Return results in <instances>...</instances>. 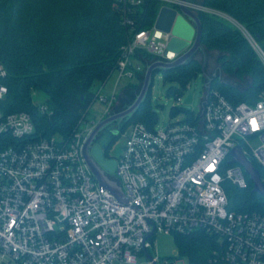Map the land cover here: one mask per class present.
Listing matches in <instances>:
<instances>
[{"label": "built area", "instance_id": "1", "mask_svg": "<svg viewBox=\"0 0 264 264\" xmlns=\"http://www.w3.org/2000/svg\"><path fill=\"white\" fill-rule=\"evenodd\" d=\"M127 1L140 0H124L123 23L133 33L116 69L119 77L132 78L143 69L137 52L165 61L178 55L167 49L171 32L154 24L135 29ZM165 1L177 9L182 3ZM232 22L264 63V49L242 24ZM6 75L0 62V102L9 92ZM205 85L201 108L190 117L160 128L141 121L119 128L122 151L107 156L117 164L106 172L120 196L100 185L84 157L97 123L81 130L82 118L68 137L44 135L29 111L0 107V264H134L142 253L151 257L157 232L195 230L217 236L218 264H264V213L230 209L227 191L229 182L248 186L244 167L230 162L235 146L264 168V90L257 100L233 102L211 88L208 77ZM34 104L51 116L45 101ZM149 264H156L155 258Z\"/></svg>", "mask_w": 264, "mask_h": 264}, {"label": "trees", "instance_id": "2", "mask_svg": "<svg viewBox=\"0 0 264 264\" xmlns=\"http://www.w3.org/2000/svg\"><path fill=\"white\" fill-rule=\"evenodd\" d=\"M205 7L220 11L237 20L264 49V0H202ZM124 0H0V62L7 69L3 79L9 92L0 107L4 112L29 111L37 132L65 137L87 117L90 105L98 97L91 89L95 80L105 81L117 68L122 47L132 35L123 23ZM128 14L135 29L150 28L161 7L157 0L127 1ZM202 22V44L218 50V62L225 73L236 77L250 75V84L243 88L219 75L207 76L211 88H216L233 102L257 100L264 90V63L242 30L232 21L214 12L198 10ZM138 59L153 61L151 54L139 52ZM204 64L192 57L186 63L165 69V81H175L168 91L181 96L188 82ZM145 68V67H144ZM144 68L136 74L143 75ZM206 80V78H205ZM153 83V82H152ZM149 93L138 110L119 128L132 122H144L154 128L158 121ZM46 95L51 116L40 113L34 104L35 92ZM193 111L173 106L171 113ZM113 133V132H112ZM119 133H113L106 143L96 141L110 156V146ZM253 163L264 177V168ZM253 182L239 187L228 183L229 208L236 211L257 210L264 213V196L252 191ZM177 235L178 249L190 258L191 264H218L214 250L217 236L203 230Z\"/></svg>", "mask_w": 264, "mask_h": 264}, {"label": "rangeland", "instance_id": "3", "mask_svg": "<svg viewBox=\"0 0 264 264\" xmlns=\"http://www.w3.org/2000/svg\"><path fill=\"white\" fill-rule=\"evenodd\" d=\"M141 1L142 0L137 2V4H139ZM157 1H159L161 6L168 4V2L165 0ZM195 1L201 4L202 0ZM207 10L214 13L218 12L216 14L232 21L227 14L215 11L211 8H207ZM255 51L259 55L256 49ZM220 54L221 53L218 50H209L205 47L204 50H198L195 53V58L199 59L204 64L205 70H200L188 82L185 89L181 92V96L179 99H176V95L174 93L168 91L169 86L171 84H178L177 82L165 81L163 78V72L161 71H156L153 74V83L150 91V99L153 108L157 109L158 112V121L155 124L157 128L166 126L171 120H177L179 118L186 117V112L184 111H179L178 113H175L174 116L172 115L171 110L172 107L176 105V103L177 108L180 109H187L190 111L195 110L196 112L200 110L205 94L206 75L208 77L213 75H219L223 79H226L231 83L242 88L250 84V75L245 74L242 77H236L235 75H232L230 73L223 72L220 63L218 62V57ZM137 60H139L142 68L145 67L142 76L138 73L132 78H128L125 76L119 77L120 73L117 69H115L105 81H94L91 86V89L94 91L95 94H99V96L96 97V100H94V102L90 105L87 117L80 125L81 130H85L89 126H92L97 123L101 115L105 113L106 109H108V111H106V114L108 116L109 114L119 112L125 109L135 100L136 96L138 95L141 89L145 70L148 65L147 63H144L141 59L137 58ZM151 62L152 61H149L148 63ZM113 95H115V99L112 100V103L110 104V100L112 99ZM103 96L108 98V102L102 100ZM45 99L46 95L43 92L38 91L35 92L33 95L34 102H43L45 101ZM123 134L124 132H121L119 135L115 136L116 140L110 146V155L114 157H119L124 143ZM56 135L59 136V134ZM102 136L100 137V142H102L103 144L106 143L111 136H113V133L111 131H106ZM254 145H259V141L255 140ZM176 237L177 235L175 233H166L162 231L157 232L154 235L155 246L151 249V257L146 253H142L141 255H139L138 261L134 264H149L150 258H155L156 264H174L177 263L180 258L183 260V264H191L190 258L180 253Z\"/></svg>", "mask_w": 264, "mask_h": 264}, {"label": "water", "instance_id": "4", "mask_svg": "<svg viewBox=\"0 0 264 264\" xmlns=\"http://www.w3.org/2000/svg\"><path fill=\"white\" fill-rule=\"evenodd\" d=\"M202 6V4L194 0H182L179 9L166 4L161 6L154 26L159 30L171 32L172 37L167 44V49L175 52L178 56L172 61L154 60L149 63L145 70L141 89L135 100L125 109L109 114L99 120L84 144L83 153L89 168L99 180L100 185L109 188L117 196H120L121 188L115 181L110 179L106 172L115 171L116 159L107 158L103 148L96 140L107 124L114 120H120L121 126H123L138 110L146 100L153 74L156 71L176 68L194 57L198 50H204V45L202 44V22L198 15V9ZM230 18L233 20L232 17ZM113 133H119V128ZM230 154L232 156L230 162L240 163L253 182L252 191L264 196V182L261 178L260 169L244 153L240 145L235 146Z\"/></svg>", "mask_w": 264, "mask_h": 264}, {"label": "flooded vegetation", "instance_id": "5", "mask_svg": "<svg viewBox=\"0 0 264 264\" xmlns=\"http://www.w3.org/2000/svg\"><path fill=\"white\" fill-rule=\"evenodd\" d=\"M115 113H116V112H115ZM112 114H114V113H112ZM120 123H121L120 120H114V121L110 122L109 124H107V125L103 128V130H102L101 133H100V136L104 135V133H105L106 131H111V132L115 131L116 129L119 128ZM102 137H103V136H102ZM97 142H98V141H97ZM98 143H99V142H98Z\"/></svg>", "mask_w": 264, "mask_h": 264}, {"label": "bare ground", "instance_id": "6", "mask_svg": "<svg viewBox=\"0 0 264 264\" xmlns=\"http://www.w3.org/2000/svg\"><path fill=\"white\" fill-rule=\"evenodd\" d=\"M234 20V19H233Z\"/></svg>", "mask_w": 264, "mask_h": 264}, {"label": "crops", "instance_id": "7", "mask_svg": "<svg viewBox=\"0 0 264 264\" xmlns=\"http://www.w3.org/2000/svg\"><path fill=\"white\" fill-rule=\"evenodd\" d=\"M195 1V0H194Z\"/></svg>", "mask_w": 264, "mask_h": 264}]
</instances>
